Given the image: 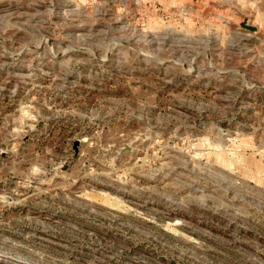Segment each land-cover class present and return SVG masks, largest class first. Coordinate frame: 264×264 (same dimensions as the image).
<instances>
[{
    "label": "rangeland",
    "instance_id": "1",
    "mask_svg": "<svg viewBox=\"0 0 264 264\" xmlns=\"http://www.w3.org/2000/svg\"><path fill=\"white\" fill-rule=\"evenodd\" d=\"M0 264H264V0H0Z\"/></svg>",
    "mask_w": 264,
    "mask_h": 264
},
{
    "label": "water",
    "instance_id": "2",
    "mask_svg": "<svg viewBox=\"0 0 264 264\" xmlns=\"http://www.w3.org/2000/svg\"><path fill=\"white\" fill-rule=\"evenodd\" d=\"M240 26L250 31L256 30V27L247 23V19L240 22Z\"/></svg>",
    "mask_w": 264,
    "mask_h": 264
},
{
    "label": "bare ground",
    "instance_id": "3",
    "mask_svg": "<svg viewBox=\"0 0 264 264\" xmlns=\"http://www.w3.org/2000/svg\"><path fill=\"white\" fill-rule=\"evenodd\" d=\"M247 23H248V20H247ZM249 24V23H248Z\"/></svg>",
    "mask_w": 264,
    "mask_h": 264
}]
</instances>
